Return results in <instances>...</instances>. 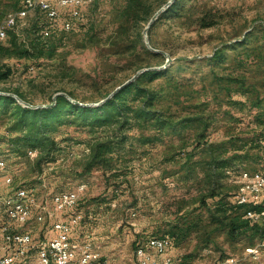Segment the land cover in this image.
Returning <instances> with one entry per match:
<instances>
[{
  "label": "rangeland",
  "instance_id": "1",
  "mask_svg": "<svg viewBox=\"0 0 264 264\" xmlns=\"http://www.w3.org/2000/svg\"><path fill=\"white\" fill-rule=\"evenodd\" d=\"M125 1L89 0L70 30L61 26L67 13L50 22L43 11H29L8 38L14 33L23 44L36 40L54 53L0 56V65L13 70L0 81V91L20 92L32 105L51 104L60 92L94 104L138 71L158 68L156 77L142 76L140 84L154 93L151 110L167 123L152 116L130 119L122 130L58 124L45 148L25 147L9 141L14 117L0 109V159L13 182L0 183V192L30 187L48 202L53 193L85 183L73 210L81 214L78 237L88 235L116 264L134 263L135 239L167 232L176 237L174 252L182 263L220 264L235 257L237 264H264V246L246 251L262 240L260 234L232 239L230 213L215 210L211 198L209 205L199 201L210 192L229 193L231 201V172L264 169V0H178L149 26L150 46L143 31L169 0H133L141 3L129 16ZM22 4L0 0V21ZM119 26L126 33H118ZM99 139H112L113 152L86 168ZM45 156L52 160L43 162ZM1 200L0 226L6 222ZM50 222L47 217L12 227L30 230L38 240L51 233Z\"/></svg>",
  "mask_w": 264,
  "mask_h": 264
},
{
  "label": "built area",
  "instance_id": "2",
  "mask_svg": "<svg viewBox=\"0 0 264 264\" xmlns=\"http://www.w3.org/2000/svg\"><path fill=\"white\" fill-rule=\"evenodd\" d=\"M88 1L23 0L22 6L14 14H6L0 21V43L6 39L9 30L14 29L19 20L34 9L43 11L50 22L67 13L69 18L62 19L61 26L70 30L73 28V20L80 18L81 8ZM49 34L48 28L42 32L43 37ZM32 152L27 150V154ZM5 167V161L1 159L0 183L13 185L12 177L4 172ZM230 174V181L235 185L231 202L243 206V217L250 223L264 228V169H239ZM241 185H248V192H241ZM86 188L76 185L72 189L55 192L47 202L39 200L34 188L12 187L2 202L6 222L0 226V264H116L94 248L88 235L82 239L78 237L81 214L73 210ZM253 206L262 207L257 209ZM47 217L51 219V233L43 239L35 240L30 230L12 227L22 226L29 220L43 222ZM174 245L173 236L167 233L138 239L133 264H200L197 260L182 263L181 258L175 256ZM262 246L264 238L256 246H248L246 251L257 253ZM237 262V258L228 257L220 264Z\"/></svg>",
  "mask_w": 264,
  "mask_h": 264
},
{
  "label": "trees",
  "instance_id": "3",
  "mask_svg": "<svg viewBox=\"0 0 264 264\" xmlns=\"http://www.w3.org/2000/svg\"><path fill=\"white\" fill-rule=\"evenodd\" d=\"M134 2L133 0L125 1L124 9L126 16H129L132 9L141 3L139 1ZM178 5V0H174L164 12H168ZM135 14H137V12H135ZM125 30L126 28L119 26L118 33L124 34L126 33ZM7 38L8 35L6 39ZM8 39L7 44H3V42L0 43V56L5 58H30L33 56L51 57L54 53V47L47 48L48 45H41L36 40H31L32 42L28 43L29 45L23 44L17 40V36L14 33L11 37L9 35ZM145 49L148 51L147 48ZM160 71L161 70L158 68L151 67L144 70L141 72L142 74L140 73L141 75L139 77L122 86L111 97L107 99L105 97L104 100L97 105L79 104L70 100L65 94L59 93L53 99V103L34 107L23 104L12 95L0 93V109L4 112L10 111L11 115L14 117V121L9 127V131H13L9 141L16 146L45 148L47 142L50 141L49 132L57 129L56 125L58 124L90 125L93 127L91 129L116 125L118 130H122L129 123L130 119H134L135 121L138 119L146 120L152 116L158 121L161 119L160 121L164 120L163 123H167V118L157 115L156 113L153 114L151 106L155 100L154 93L147 91L140 84V77L148 76L153 78L156 77ZM12 72L11 66L7 64L0 65V81L6 80ZM63 93L72 96L71 92ZM15 94L26 101L22 93L15 92ZM129 100L133 102L136 101V105L132 106L128 104L130 103ZM9 131L7 130L8 133ZM122 139L123 136L120 137L116 143H120ZM112 144V139L110 141L99 139L92 144L90 160L87 162L86 168H90L97 162L101 163L105 154L113 152ZM48 157L49 156H45L42 161H51V156L50 158ZM228 196H230L229 193L217 196L215 192H210L209 194L201 195L199 201L208 203L209 205L206 199L211 198L213 201L211 204L215 210L230 213V215L226 216V218H228L226 225L228 227V235L232 239H237L248 231L258 233L261 239L264 238V228H261L258 224L250 223L248 219L244 218L243 206L229 201ZM261 207L262 206H253V208L257 209ZM239 210L242 212L238 213ZM167 234L173 236L174 243L176 244L175 235L170 232H167ZM135 241L137 242L136 239Z\"/></svg>",
  "mask_w": 264,
  "mask_h": 264
},
{
  "label": "water",
  "instance_id": "4",
  "mask_svg": "<svg viewBox=\"0 0 264 264\" xmlns=\"http://www.w3.org/2000/svg\"><path fill=\"white\" fill-rule=\"evenodd\" d=\"M173 2V0H169L168 2H166L163 6H161L154 14L153 16L151 17L147 27L144 29L143 33H144V36H145V39H146V43L149 45V41H148V28L149 26L151 25V23L155 20V18L157 17V15L162 12L163 10H165L171 3ZM150 46V45H149ZM158 51V50H157ZM149 68H145V69H142L140 71H138L132 78H130L129 80H127L126 82L122 83L121 85L117 86L114 90H112V92H110L107 96H106V99L111 97L114 93H116L122 86H124L125 84H127L128 82L132 81L133 79H135V77L140 73V72H143L144 70H147ZM0 93L2 94H9V95H12L14 96L17 100H19L20 102H22L23 104L27 105V106H44V105H32L28 102H26L25 100L21 99L17 94L15 93H11V92H4V91H0ZM62 94H65L67 97L68 95L66 93H63V92H60ZM59 94V93H58ZM70 100L76 102V103H79V104H83V105H97V104H100L104 99H102L100 102H97V103H94V104H90V103H81V102H78L77 100L75 99H72L70 97H68ZM49 105V104H48Z\"/></svg>",
  "mask_w": 264,
  "mask_h": 264
},
{
  "label": "bare ground",
  "instance_id": "5",
  "mask_svg": "<svg viewBox=\"0 0 264 264\" xmlns=\"http://www.w3.org/2000/svg\"><path fill=\"white\" fill-rule=\"evenodd\" d=\"M8 14H14V12H11V13H8ZM78 186H86V184L85 183H80ZM241 192H248V185H241Z\"/></svg>",
  "mask_w": 264,
  "mask_h": 264
},
{
  "label": "crops",
  "instance_id": "6",
  "mask_svg": "<svg viewBox=\"0 0 264 264\" xmlns=\"http://www.w3.org/2000/svg\"><path fill=\"white\" fill-rule=\"evenodd\" d=\"M7 189L8 188H4L3 192L2 191L0 192V198L2 199L1 202H3L5 195L9 192V189L8 190ZM87 200H88V198H87ZM87 200H85L84 202H86ZM104 202H106V201H104ZM108 202H110V201H108Z\"/></svg>",
  "mask_w": 264,
  "mask_h": 264
}]
</instances>
